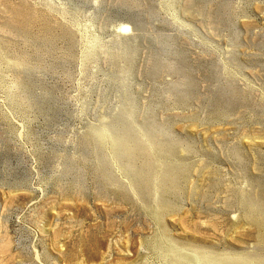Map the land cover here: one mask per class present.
Instances as JSON below:
<instances>
[{"label":"rangeland","instance_id":"obj_1","mask_svg":"<svg viewBox=\"0 0 264 264\" xmlns=\"http://www.w3.org/2000/svg\"><path fill=\"white\" fill-rule=\"evenodd\" d=\"M252 213L264 0H0V264H253Z\"/></svg>","mask_w":264,"mask_h":264},{"label":"bare ground","instance_id":"obj_2","mask_svg":"<svg viewBox=\"0 0 264 264\" xmlns=\"http://www.w3.org/2000/svg\"><path fill=\"white\" fill-rule=\"evenodd\" d=\"M120 28H122L123 30H126L129 28V25L126 23H121ZM119 28V27H118ZM115 145L117 147H119L120 149L123 150L124 154L128 157V158H132L133 153L135 150H133L134 148L131 147L129 144H127L124 140L120 139L117 142H115ZM136 146V145H135ZM134 146V147H135ZM167 169L170 170L169 167H166ZM254 213V212H253ZM251 214L250 217V222L256 227L257 231H258V236H257V243L259 245V247H264V215H260V214ZM184 257V256H183ZM256 262H254L253 264H264V255H260V256H255ZM233 262L228 263V264H250L248 258H242L241 260H231ZM226 262H228V260H226ZM174 264H187L186 262H184L182 259L178 260V262L176 261Z\"/></svg>","mask_w":264,"mask_h":264}]
</instances>
